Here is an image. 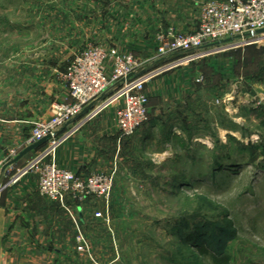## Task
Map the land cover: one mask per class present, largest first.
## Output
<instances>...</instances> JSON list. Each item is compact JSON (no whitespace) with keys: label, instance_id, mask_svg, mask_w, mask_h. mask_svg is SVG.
Instances as JSON below:
<instances>
[{"label":"rangeland","instance_id":"1","mask_svg":"<svg viewBox=\"0 0 264 264\" xmlns=\"http://www.w3.org/2000/svg\"><path fill=\"white\" fill-rule=\"evenodd\" d=\"M70 2L88 14L96 0ZM68 8V0H0V119L26 99L20 79L29 63L57 55L68 58L60 65L68 73L90 45L138 54L145 74L163 70L146 84L149 120L120 144L109 202L91 199L118 250L113 264H213L212 255L264 264V34L213 44L204 58L170 66L156 47L132 48L130 28L80 35L68 50ZM52 41L60 48L43 49ZM20 151L12 149L10 161Z\"/></svg>","mask_w":264,"mask_h":264},{"label":"crops","instance_id":"2","mask_svg":"<svg viewBox=\"0 0 264 264\" xmlns=\"http://www.w3.org/2000/svg\"><path fill=\"white\" fill-rule=\"evenodd\" d=\"M207 1L96 0L94 10L87 14L68 0V37L62 46L76 48L80 35L84 38V34L112 31L114 26V31L130 28L128 31L137 33L132 48L156 47V36L151 43L144 39L145 34L149 37L169 28L180 33L197 31ZM44 46L60 48L59 41L43 44V49ZM65 60L68 63V58L51 55L29 63V72L20 79L22 87L29 91L26 99L6 108L4 112L9 115L0 119V264H92L77 250V223L101 264H113L119 259L106 228L92 215L99 209V202L90 199L73 206L76 223L60 204L40 196L36 173L21 174L33 160L54 147L52 142L15 164L10 161L12 149L22 152L32 145V124L49 120L53 106L67 99V70L60 68ZM84 120L82 116L59 132V143L52 150L57 165L82 177L117 172L123 139L116 124V107L104 110L91 121Z\"/></svg>","mask_w":264,"mask_h":264},{"label":"built area","instance_id":"3","mask_svg":"<svg viewBox=\"0 0 264 264\" xmlns=\"http://www.w3.org/2000/svg\"><path fill=\"white\" fill-rule=\"evenodd\" d=\"M264 30V0H209L203 4L200 26L193 33H180L174 28L156 34L158 58L180 66L206 56L204 49L230 38L248 42ZM249 44V43H247ZM251 44V43H250ZM145 62L133 53L109 51L90 45L74 55L67 73L68 97L56 104L52 117L34 124L31 143L44 139L53 148L33 160L21 174L38 176L39 194L58 203L77 223L73 206L94 198L109 202L115 173H95L82 177L59 167L52 150L59 143L58 134L68 124L84 116L93 120L111 106L116 107V124L121 138H130L149 120V97L146 84L163 72H144ZM113 88V95L105 94ZM15 155L16 152H12ZM96 218L102 214L97 213ZM76 243L79 253L92 257L89 240L78 223Z\"/></svg>","mask_w":264,"mask_h":264},{"label":"water","instance_id":"4","mask_svg":"<svg viewBox=\"0 0 264 264\" xmlns=\"http://www.w3.org/2000/svg\"><path fill=\"white\" fill-rule=\"evenodd\" d=\"M264 34V30H260L257 32V35H263ZM234 41V38H230L227 40H224L222 42H219V44H225V43H231ZM49 141V139H44L42 141H39L37 143H33L31 146H29L26 150L22 151L19 156L17 158H15L12 161V164L17 163L18 161H20L23 157H25L27 154H29L30 152H32L33 150H36L37 148L41 147L42 145L46 144Z\"/></svg>","mask_w":264,"mask_h":264},{"label":"trees","instance_id":"5","mask_svg":"<svg viewBox=\"0 0 264 264\" xmlns=\"http://www.w3.org/2000/svg\"><path fill=\"white\" fill-rule=\"evenodd\" d=\"M213 264H231V257L225 256L223 258H219L217 255H212Z\"/></svg>","mask_w":264,"mask_h":264}]
</instances>
